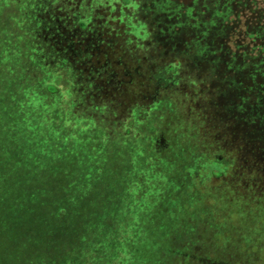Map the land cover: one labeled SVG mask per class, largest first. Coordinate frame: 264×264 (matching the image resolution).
Wrapping results in <instances>:
<instances>
[{"label":"trees","instance_id":"obj_1","mask_svg":"<svg viewBox=\"0 0 264 264\" xmlns=\"http://www.w3.org/2000/svg\"><path fill=\"white\" fill-rule=\"evenodd\" d=\"M106 11L112 34L129 52L120 65L130 85L147 93L144 105L161 106L166 115L152 166L164 173L166 193L158 202L137 195L135 223L119 243L117 264H264V0H115ZM7 139L12 144L0 143L12 175L1 189L5 196L12 185L26 187L27 172L37 167L32 143L18 150ZM194 178L202 190L191 213L187 192ZM175 190L183 192L180 199L172 196ZM79 200L55 213L56 220L72 223L65 231L71 238L86 237ZM9 204L15 207V200ZM13 209L7 208L14 227L6 230L0 264H18V255L8 252L18 251L17 227L30 234L31 211L25 224ZM55 241L54 264L68 263V248L78 241L70 247ZM27 259L21 264H31Z\"/></svg>","mask_w":264,"mask_h":264},{"label":"rangeland","instance_id":"obj_2","mask_svg":"<svg viewBox=\"0 0 264 264\" xmlns=\"http://www.w3.org/2000/svg\"><path fill=\"white\" fill-rule=\"evenodd\" d=\"M114 2L0 0V143L12 144L7 137L18 150L27 148L25 142L32 143L37 164L35 172H27L26 187L12 185L5 196L1 189L12 175L1 148L2 261L6 230L14 227L7 208H14L17 220L25 224L31 211L29 237L27 227H17L18 251H8L18 255V264L27 257L31 264H37L39 257L44 264H54L55 240L69 247L78 241L68 248L65 264H117L123 257L122 250L118 254L119 243L135 223L131 217L137 195H150L158 202L166 193L161 184L164 173L159 167L152 169L166 115L161 106L144 105L147 93L130 85V73L120 65L129 52L112 34L106 9ZM152 173L155 180L149 177ZM79 174L82 179L76 178ZM189 182L192 213L202 187L196 178ZM174 193L180 199L183 192ZM79 197L86 209L80 221L86 237L71 238L65 231L72 223L56 220L55 213L72 210ZM12 198L15 207L9 204ZM109 235L103 243L94 240Z\"/></svg>","mask_w":264,"mask_h":264}]
</instances>
